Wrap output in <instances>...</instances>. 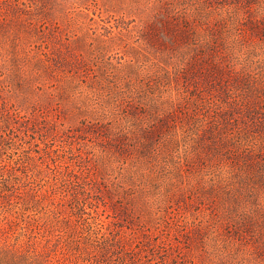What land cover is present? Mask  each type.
Returning a JSON list of instances; mask_svg holds the SVG:
<instances>
[{"label": "rangeland", "instance_id": "rangeland-1", "mask_svg": "<svg viewBox=\"0 0 264 264\" xmlns=\"http://www.w3.org/2000/svg\"><path fill=\"white\" fill-rule=\"evenodd\" d=\"M253 1L0 0V174L12 202L22 192L36 216L62 203L71 225L87 220L82 247L87 223L102 236V259L264 264ZM235 7L247 16L241 52L198 55L184 42ZM75 190L81 211L61 202Z\"/></svg>", "mask_w": 264, "mask_h": 264}, {"label": "trees", "instance_id": "trees-1", "mask_svg": "<svg viewBox=\"0 0 264 264\" xmlns=\"http://www.w3.org/2000/svg\"><path fill=\"white\" fill-rule=\"evenodd\" d=\"M249 9H251L248 22L250 29L258 36H264V0L251 2ZM185 11L187 13V9ZM196 12L199 13L192 10L191 14L195 15ZM198 13L195 16L200 15ZM246 17H243L239 7H235L229 12L227 18H221V26L218 28L207 29L202 26L203 33L196 29L185 30L184 42L198 55L208 56L214 54L217 49L229 53L241 52L243 50L240 43L241 27ZM199 19V17L196 18V22H199ZM200 24L204 25L202 21ZM79 180L76 176V180L70 182L74 186H79L83 194L88 193L85 185H82ZM60 181H66L62 174ZM11 186L9 178H4L0 174V264H111L112 261L113 264H129L122 250L117 251L114 258H111L114 252L107 251L102 259V236L92 238L95 232H91V225L88 223L86 239L89 240L90 247H82L79 237L83 233L81 231L83 227L80 225L87 220L78 216L75 224L71 225L70 217L74 214H66L65 209L61 207L62 203L59 206L52 205L41 215L27 214L30 206L22 196V192H20L21 197L18 198L22 206L17 205L19 201L12 202ZM67 196L62 194L61 202L66 199L71 202L72 210L83 209V202L76 190L73 194H69L73 197L71 201V198L68 199ZM21 223L25 225L22 226ZM15 226H19L20 231L17 234H14ZM104 246L106 250L109 247L107 244Z\"/></svg>", "mask_w": 264, "mask_h": 264}]
</instances>
